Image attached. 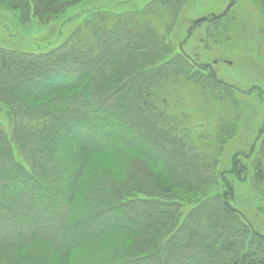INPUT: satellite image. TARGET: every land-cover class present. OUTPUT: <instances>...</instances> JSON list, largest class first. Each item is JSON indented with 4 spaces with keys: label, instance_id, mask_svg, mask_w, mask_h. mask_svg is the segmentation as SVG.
Masks as SVG:
<instances>
[{
    "label": "trees",
    "instance_id": "trees-1",
    "mask_svg": "<svg viewBox=\"0 0 264 264\" xmlns=\"http://www.w3.org/2000/svg\"><path fill=\"white\" fill-rule=\"evenodd\" d=\"M80 1L0 4L44 25ZM129 16L40 51L0 45V264H264V234L230 204L232 185L178 133L157 91L173 73L208 90L231 85ZM100 128L103 143L92 144ZM256 140L233 167L264 188V125Z\"/></svg>",
    "mask_w": 264,
    "mask_h": 264
},
{
    "label": "rangeland",
    "instance_id": "rangeland-1",
    "mask_svg": "<svg viewBox=\"0 0 264 264\" xmlns=\"http://www.w3.org/2000/svg\"><path fill=\"white\" fill-rule=\"evenodd\" d=\"M94 9H98V14L92 13L90 30L84 26L89 10ZM225 12L223 17L214 19ZM129 14L135 20L133 23L152 29L156 37L169 43L173 54L183 52L197 68L206 65L203 71H214L219 80L231 85L228 90L220 86H210L212 90H208L205 81L196 82L182 73H173L159 80V101L164 100L160 108L178 126L181 136L188 132L189 142L211 163H216L215 171L223 173L233 187L230 204L255 230L264 234V188L252 180L251 171L235 178L233 167L235 154L248 152L264 125V101L258 90H264L261 0H82L66 7L61 15L44 25L21 24L15 11L0 4V45L40 51L62 43L71 34L91 36L93 27L99 23L113 28ZM197 20L200 24L193 26ZM0 120L8 126L2 106ZM103 129H96L88 137L92 144L103 143L100 137ZM106 130L112 132L111 127ZM118 136L115 132L112 143L117 144ZM128 138L129 135L125 139ZM147 146L157 151L152 143ZM92 159V156L86 158V162L100 161ZM245 160L243 157L244 163ZM43 212L38 206L37 214ZM122 221L120 216L119 222ZM53 225L54 222L50 225L43 222L45 230ZM4 227L0 224V228ZM73 233L62 239L66 242L76 239L79 231Z\"/></svg>",
    "mask_w": 264,
    "mask_h": 264
},
{
    "label": "water",
    "instance_id": "water-1",
    "mask_svg": "<svg viewBox=\"0 0 264 264\" xmlns=\"http://www.w3.org/2000/svg\"><path fill=\"white\" fill-rule=\"evenodd\" d=\"M200 20V19H199Z\"/></svg>",
    "mask_w": 264,
    "mask_h": 264
}]
</instances>
